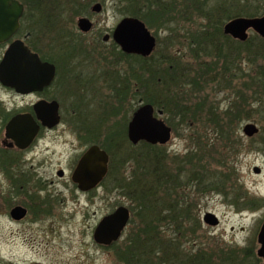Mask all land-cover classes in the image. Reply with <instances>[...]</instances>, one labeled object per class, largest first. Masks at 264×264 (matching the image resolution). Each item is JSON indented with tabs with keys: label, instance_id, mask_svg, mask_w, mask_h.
Segmentation results:
<instances>
[{
	"label": "rangeland",
	"instance_id": "rangeland-1",
	"mask_svg": "<svg viewBox=\"0 0 264 264\" xmlns=\"http://www.w3.org/2000/svg\"><path fill=\"white\" fill-rule=\"evenodd\" d=\"M243 5L246 6V9L239 10L240 7H244ZM207 6V8L211 7ZM253 12L256 14L254 17L264 15V0H238L237 16H248ZM198 13L197 11L190 16L192 20L185 19L183 16L177 17L178 21L172 25L173 29L170 31L166 28L150 27L144 21L151 32L160 38L161 42L156 47V55L166 54L169 51L182 59L184 58L183 61L188 63V66L192 63L193 67L200 69L201 72L207 69V65L202 63H208L215 65L216 69H220L222 77L232 79L234 74L237 76L233 78L229 88H226L223 83L219 84V79L222 77L218 76V79L214 81L213 79L209 80V75L205 76L201 91H196V87H190L194 88V93L188 91L189 95L186 94V98L191 100L189 104L206 98L209 104L218 105L219 111L222 113L231 106L255 109L254 104L252 105L254 99L247 101L238 99L235 102L238 94L237 88L233 89L234 86L238 88L244 86V81L248 80L249 73H252L253 65L248 59L252 54L249 55L243 51L237 54L236 59L225 57L223 52L231 50L230 54H234L238 52L239 47H228L226 38L220 36V31L214 29L215 27L208 29L207 17ZM123 16L122 9L111 4L107 12L93 16L95 28L102 29L103 33H111ZM206 29L209 31L206 32L207 37H210V34L213 35L211 41L204 42L200 54L195 51L191 52L189 37ZM190 33L192 34L190 35ZM206 34L203 36L206 37ZM256 34L253 29L249 30V36L254 37ZM93 35L94 33L89 37H93ZM172 38L175 41L171 42ZM100 39L106 48H111L112 40L104 42L102 36ZM67 42L69 41L65 40V44ZM228 65L232 67L233 71L223 72L225 67L228 68ZM90 67L95 68V64ZM120 68L122 65L116 69ZM238 68L245 72L243 76ZM133 86L131 84L129 87L130 97L120 105V112L111 118L109 125L106 127L105 121L103 124L97 123L98 132L84 134L83 140L79 139L78 135L69 127L68 116L57 128L42 135L34 150L23 157L9 158L13 156V152L1 154L0 264H28L34 261H40L43 264H125L118 258V250L125 246V241L131 233L139 229L141 223L138 217H136L135 223L131 222L128 225L122 237L110 246L97 243L93 234L103 216L120 205L130 207L129 198L117 189L107 191L103 186L90 192H82L73 184L71 173L84 146V143L82 145L79 142V144L77 140L82 142H87V139L106 140L112 134L109 132L114 131L116 124H123L122 121L125 120V117H127L128 125L134 110L145 102L139 100L140 94L137 97L134 96ZM250 89L244 88L243 91L252 98L255 96L256 89ZM108 94H110V90L106 83L101 86V82L97 81L95 93L93 97H90L92 98L90 122L94 125L96 121L98 122L96 112L100 110V113L102 112L105 107L103 102ZM0 97L10 106L21 105L27 100L3 90H0ZM64 103H67L66 99ZM87 103L85 101V104ZM115 105L118 106L117 101ZM208 109L209 106L206 107V111ZM156 110V114H158L160 109L156 108ZM160 116L166 121L164 113ZM242 116L246 117L245 113ZM201 117L205 120L209 116ZM174 122V127L169 124L172 127V138L164 146L170 155V166L177 172L180 166L191 167L182 162L176 164L179 162V157H183V161H186L184 155L196 145L195 141L191 139V135L197 129H200L201 134L205 137H214L216 133H214L212 123L211 125L200 122L196 128H192L188 123H181L179 117L175 118ZM248 122L258 125L260 131L255 136L245 135L243 128ZM111 124H113L112 129L110 128ZM236 127L238 134L242 137V146L236 152L219 147V144L206 147L209 152L205 151L206 158L203 163L211 164L210 170H217L215 174L218 179L221 178L227 182L223 189H217V186L213 184V190L199 195L198 211L202 226L200 229H196V236L201 242L200 247H206V251L215 252L226 248L237 251L239 258L236 257L229 264L235 261L238 264H243L241 261L245 258L244 252H242L243 247L253 245L257 252L260 247L258 233L264 221V110L258 109V113H254L253 118H244ZM207 153L215 155L207 156ZM221 157H223L222 162H220ZM136 163V161L122 163L120 173L126 179L133 175L138 177L140 168ZM255 166L261 168L260 173L254 171ZM60 167L69 169V171L67 170L69 173L67 179H61L58 176L57 169ZM185 172L184 170L182 175ZM17 205L29 208L27 216L21 220H15L10 214L11 209ZM207 211L214 212L219 217L220 223L217 226L205 224L203 215ZM167 233L173 234L171 229L167 230ZM182 244L187 249H190L192 245L196 246L188 238L182 239ZM236 254H227V257H235Z\"/></svg>",
	"mask_w": 264,
	"mask_h": 264
},
{
	"label": "trees",
	"instance_id": "trees-1",
	"mask_svg": "<svg viewBox=\"0 0 264 264\" xmlns=\"http://www.w3.org/2000/svg\"><path fill=\"white\" fill-rule=\"evenodd\" d=\"M132 1L131 12L134 16L144 20L150 27L169 30L167 27L170 24L167 19L169 10H166L165 3L155 1L154 4L147 0L150 5L140 11L135 7L134 0ZM243 6L239 10L246 9V6ZM255 15L253 12V14H248V17ZM214 29L220 31V36H223L220 28L215 26ZM207 31L208 29L189 37L191 52L195 51L200 54L204 42L211 41L213 35L210 34V37H207ZM205 34L206 37L203 36ZM157 38L159 44L161 41L159 37ZM173 38L171 42L175 41ZM238 43V52L230 54V50L223 52V55L236 59L237 54L243 51L249 55L252 54L253 57H248V59L253 67L252 73L250 72L251 74L248 75V80L244 81V86L241 88L234 86L233 89L237 88L238 94L234 101L254 99L252 105L254 104L255 109L231 106L222 113L219 111L218 105L209 104L206 98L189 104L191 100L186 98V94L189 95L188 91L194 93L195 87L196 91H201L202 83L205 82L204 77L207 75H209V80L216 81L218 76L222 77L223 74L220 69H216L215 65L208 63H202L207 65V69L201 72L200 69L193 67L192 63L188 66V63L183 61L184 58L182 59L169 51L166 54L156 55V48L147 57L124 54L127 58L124 71L120 72L119 69L110 68V74L106 79L110 94L103 102L105 106L102 110L103 115L102 112L100 113L101 110L96 112L98 118V122L96 121L94 125L96 128L97 123L103 124L104 121L107 127L111 118L120 112L121 108L119 107L130 97L129 87L133 84L134 96L137 97L140 94V101L150 102L162 110L166 115V121L173 127L174 119L179 117L181 123H188L192 128H196L200 122L201 124L203 122L212 123L214 133H216L214 137H205L201 134L200 129H197L191 135V139L195 141L196 145L184 155L186 161H183V157H179V162H176V164L182 162L191 167L180 166L177 172L170 166V155L164 145L150 144L145 141L134 145L129 141L127 117L122 121L123 124H116L114 131L109 132L112 134L106 140L87 139L88 143H100L110 154L109 172L101 186L107 191L117 189L127 196L131 203L129 207L132 212L130 223H135L136 217L141 223L139 229H136L126 239L125 246L118 250V258L125 264H229L231 260L238 257L237 251L231 248L215 252L206 251V247H200L201 242L196 236V229H200L202 226L198 211L199 195L213 190V184L217 186V189H223L227 182L221 178L218 179L215 174L217 170H210L211 164L203 163L206 158L205 151L209 152L206 147L219 144V147L236 152L242 146V137L238 134L236 126L246 117L253 118L254 113H258V109L264 110V38L256 34L254 37L250 36L246 41L239 40ZM63 53L66 55L70 53L67 44H63ZM218 56L220 57L219 54ZM133 58L137 60L132 61ZM238 69L243 76L245 72L241 68ZM226 70L233 71L229 65L223 72ZM235 77L237 76L234 74L233 78ZM233 78L222 77L219 79V84L223 83L226 88H229ZM244 88L256 89L255 96L250 98L243 91ZM116 101L118 106L115 105ZM207 106L209 109L206 111ZM244 113L246 117L242 116ZM201 116L209 117L203 120ZM112 126L113 124L110 125L111 129ZM94 132H98V130ZM207 154V156L215 155ZM133 161H136V165L140 168L139 176L134 177L133 175L126 179L120 173V166L122 163ZM222 161L223 157L220 159V162ZM184 170L186 172L182 175ZM222 174L224 175V173ZM169 229L173 234L167 233ZM184 238L190 239L196 246L192 245L190 249L183 247L182 239ZM242 252L245 256L241 260L243 264H259L262 261L253 245L243 247ZM233 253H237L235 257H227V254ZM231 264H238V262L235 261Z\"/></svg>",
	"mask_w": 264,
	"mask_h": 264
},
{
	"label": "flooded vegetation",
	"instance_id": "flooded-vegetation-1",
	"mask_svg": "<svg viewBox=\"0 0 264 264\" xmlns=\"http://www.w3.org/2000/svg\"><path fill=\"white\" fill-rule=\"evenodd\" d=\"M12 1H17L22 6L20 13H17ZM150 1L154 4L155 1L166 4V10H169V14H167V19L170 21L169 30L173 29L171 28L172 25L178 21L177 17L183 16L185 19L192 20L190 16L198 11L199 15L202 14L203 17H207L208 29L215 26L220 28L221 33L226 38V43L229 45L228 47L234 48L237 46L239 39L227 33L225 26L233 19L240 17L237 16L238 0H211V2H209L210 0ZM111 4L122 9L124 16L120 21L126 16H134L131 12L132 0H5L1 4L0 36H6V38L0 40V63L10 45L20 42L33 52L38 53L42 61L53 64L55 75L51 83L45 85L42 89L26 93L19 92L0 81V90L27 99L21 105L13 104L10 106L0 97V156L2 153L13 152V156L9 158L23 157L34 150L42 135L57 128L68 116L69 127L81 140L84 139V134L98 130L90 122L92 99L90 97H93L95 93L97 81L101 82V86L105 84L112 67L113 70H116L122 65L119 71L123 72L127 62L124 54L138 56V54L126 53L122 50L113 38L114 30L111 33H103L102 29L95 28L93 16L107 12ZM134 4L140 11L150 5L147 0H134ZM96 5H99L98 10L95 8ZM207 5L211 7L207 8ZM9 10H11V13H9ZM82 17L88 18L92 24L87 31L81 30L78 26V20ZM92 33H94L93 37H89ZM65 35L68 36L65 37ZM101 36L104 42L113 41L111 48H106L100 39ZM106 36H109L108 39H105ZM65 40L69 41L66 43L70 51L68 56L63 53ZM136 58H133L132 61L137 60ZM92 64H95V68L90 67ZM65 99L67 103H64ZM54 100L59 103L61 121L55 127L49 128L42 125L37 116L35 105L41 101L50 102ZM85 101L88 103L85 104ZM26 113L33 115L37 123L40 124V130L30 145L20 147L13 137L6 135V128L8 122L14 116ZM81 140L77 141L82 145L84 143L83 150L79 158L77 160L75 158L76 164L71 173V180L77 188L78 184L73 181L72 175L84 152L94 144H98L107 151L100 143H88ZM108 155L110 168V154L108 153ZM67 170L69 171L66 168H58V176L61 179H67L69 176ZM59 171H63L64 174L60 176ZM51 182L54 181L51 180ZM78 190L80 189L78 188ZM27 210L29 212V208Z\"/></svg>",
	"mask_w": 264,
	"mask_h": 264
},
{
	"label": "water",
	"instance_id": "water-1",
	"mask_svg": "<svg viewBox=\"0 0 264 264\" xmlns=\"http://www.w3.org/2000/svg\"><path fill=\"white\" fill-rule=\"evenodd\" d=\"M3 2L5 0H0V13H2L1 4ZM12 3H14L17 13H20L22 6L17 1H12ZM95 8L98 10L99 5H96ZM91 25L88 18L82 17L78 20V26L83 31L89 30ZM250 29L264 38V15L258 17L240 16L225 26L227 33L242 41L248 39ZM108 37L106 36L105 39ZM5 38L6 36H0V40ZM113 38L124 52L144 57L150 56L157 46L156 36L142 19L135 16L124 17L114 29ZM54 75L55 66L53 64L42 61L38 53L33 52L20 42L10 45L0 63V81L22 93L42 89L51 83ZM35 110L43 126L52 128L61 121L59 103L55 100L41 101L35 105ZM162 114L161 110L156 114L155 106L148 102H144L136 108L127 127L129 141L135 145L141 141L150 144H167L172 138V127L160 116ZM39 130L40 124L31 113L19 114L8 122L6 135L13 137L20 147H27L35 139ZM243 131L245 135L252 137L259 133L260 129L257 124L248 122ZM108 163V152L98 144L91 145L79 159L72 179L78 184L81 191L95 189L106 177L109 170ZM254 171L260 173L261 168L255 166ZM63 174V171H59L60 176ZM27 212L26 207L17 205L11 209L10 214L15 220H20L27 215ZM130 219V208L126 205L118 206L103 216L97 224L93 234L95 241L104 246L112 245L122 237ZM203 221L210 226H217L220 223L219 217L211 211H207L203 215ZM258 242L260 247L257 253L262 258V262L259 264H264V221L258 233ZM29 264L43 263L34 261Z\"/></svg>",
	"mask_w": 264,
	"mask_h": 264
}]
</instances>
